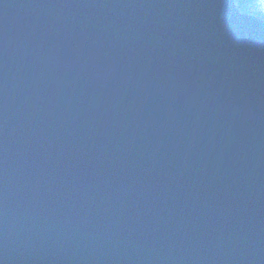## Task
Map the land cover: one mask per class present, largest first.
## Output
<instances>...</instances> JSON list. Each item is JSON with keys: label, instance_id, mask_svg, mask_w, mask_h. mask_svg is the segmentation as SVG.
I'll list each match as a JSON object with an SVG mask.
<instances>
[{"label": "water", "instance_id": "95a60500", "mask_svg": "<svg viewBox=\"0 0 264 264\" xmlns=\"http://www.w3.org/2000/svg\"><path fill=\"white\" fill-rule=\"evenodd\" d=\"M237 0H0V264H264V19Z\"/></svg>", "mask_w": 264, "mask_h": 264}, {"label": "trees", "instance_id": "16d2710c", "mask_svg": "<svg viewBox=\"0 0 264 264\" xmlns=\"http://www.w3.org/2000/svg\"><path fill=\"white\" fill-rule=\"evenodd\" d=\"M238 7L241 11L254 13L264 19V0H237Z\"/></svg>", "mask_w": 264, "mask_h": 264}, {"label": "bare ground", "instance_id": "6f19581e", "mask_svg": "<svg viewBox=\"0 0 264 264\" xmlns=\"http://www.w3.org/2000/svg\"><path fill=\"white\" fill-rule=\"evenodd\" d=\"M239 11L242 12V13L244 12V11H241L240 8H239ZM253 14H254V13H253Z\"/></svg>", "mask_w": 264, "mask_h": 264}]
</instances>
